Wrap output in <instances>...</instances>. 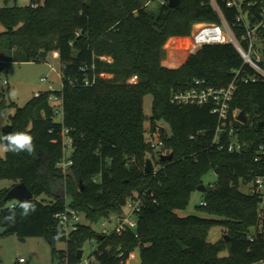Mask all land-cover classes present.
<instances>
[{
	"label": "trees",
	"instance_id": "obj_1",
	"mask_svg": "<svg viewBox=\"0 0 264 264\" xmlns=\"http://www.w3.org/2000/svg\"><path fill=\"white\" fill-rule=\"evenodd\" d=\"M147 1L29 0L25 7L0 8V73L10 61L38 62L53 50L61 65L60 89L39 91L23 106H15L0 128V135L27 132L35 144L31 155L5 151L0 157V179L10 180L11 186L24 183L33 194L25 202L35 205V211L24 216L21 203L4 199L11 186L1 189L0 236H42L53 244L63 239L54 215L69 207L86 221L66 239L65 252L74 263L80 260L82 244L94 239L92 264H125L136 247L137 264H256L264 260V214L257 211L259 198L238 187L264 175V153L259 151L264 147V80L238 82L231 101L230 108L247 117L246 124L235 123L238 140L247 146L240 153L228 152L224 136L219 149L212 143L217 119L210 107L174 105L170 92L189 87L194 79L223 86L233 79V70H252L227 43L201 45L179 66H164L168 38L188 36L193 23L219 19L207 0H181L174 8L156 3L155 11L148 9ZM217 2L233 25L235 8ZM258 7L251 6L249 13L256 15ZM233 29L237 35L242 32ZM260 38L264 40V32ZM260 54L264 67V48ZM133 75L137 80L128 83ZM52 94L60 101L59 120L49 101ZM145 96L150 99L149 115L143 112ZM5 107L0 86V112ZM146 122L172 154L170 161L158 159L152 172L144 171L150 157ZM62 128L69 130L73 146L65 173L55 166L62 158ZM210 171L216 181L205 186V205L197 208L215 218L179 216L176 211L188 206ZM56 186L62 194L54 193ZM142 193L135 230L99 239L92 225L120 214L128 197ZM41 195L50 200H39ZM12 212L14 222L7 221ZM214 225L227 229L226 241H207Z\"/></svg>",
	"mask_w": 264,
	"mask_h": 264
},
{
	"label": "built area",
	"instance_id": "obj_2",
	"mask_svg": "<svg viewBox=\"0 0 264 264\" xmlns=\"http://www.w3.org/2000/svg\"><path fill=\"white\" fill-rule=\"evenodd\" d=\"M151 2L163 5L167 0H148L146 5ZM207 2L217 14L219 21L215 23H200L189 36L187 43L188 50L193 51L204 44H231L239 54L243 63L252 70V73L248 74L239 69L233 70V79L228 84L219 87L208 85L201 79H194L192 84L185 89L171 90L169 101L177 106H209V112L217 119L212 143L218 146L219 149L223 148V144H220V139L225 136L228 140L226 150L228 152L240 153L245 146H247V143L238 140L237 133L240 128L236 127L235 123H242L237 120L239 111L237 109L232 110L230 106L238 82L247 83L255 82L256 80H264V67L260 65L261 54L259 45L261 34L264 32V0H256L253 2L248 0H224V4L227 8H235L236 10L233 25L227 22L217 0H207ZM257 3L259 7L256 15L250 14V7ZM244 4L246 6L245 10L242 8ZM233 27L242 28L241 34L237 35ZM136 80V75H133L127 82L134 83ZM41 81H44V78H41ZM4 83H6V81H4ZM38 93L39 92H36L34 96H38ZM49 101L53 105L55 117L56 115L61 116V105L58 97L52 94L49 96ZM246 122L244 124H246ZM144 130V141L150 149L149 158L151 162L155 156L159 159L160 155L168 154L163 141L160 139L159 132L157 130L150 131L148 125L146 128L144 127ZM68 133V129L62 128V158L56 162L55 165L62 173H65L72 164L69 157L73 151V146L71 137ZM259 151L264 153V147L259 146ZM254 159L257 160L258 157L256 156ZM154 169L155 167L153 166V170ZM246 185L249 187L245 193L255 195L259 198L257 211L259 215L264 214V175L253 177ZM144 195L145 193L140 195L134 194L128 197L123 212L103 220V222H113V228L107 230L103 226L104 224H102L103 228L99 235L104 237L112 232L119 234L126 230H135L137 226V214L142 206ZM199 205L204 206L205 202L201 200ZM54 218L58 224L59 236L65 238H67L71 232L75 231L78 225L82 223L81 215L76 210L69 207H65L61 212L56 213ZM249 239L251 240V237H249ZM90 242H95V240L91 239ZM118 255L121 256V253ZM23 262L24 260L22 258L18 259V263ZM84 263L92 264L93 259L90 258L88 262L84 261ZM256 264H264V260H259Z\"/></svg>",
	"mask_w": 264,
	"mask_h": 264
},
{
	"label": "rangeland",
	"instance_id": "obj_3",
	"mask_svg": "<svg viewBox=\"0 0 264 264\" xmlns=\"http://www.w3.org/2000/svg\"><path fill=\"white\" fill-rule=\"evenodd\" d=\"M29 0H0V8L2 7H25L28 5ZM149 10L155 11L157 9V4L151 2L148 5ZM201 23V22H200ZM193 23L191 25V30L188 36H181L175 38L176 42H169L170 37L164 44V50L162 52V64L164 66L174 68L179 66L185 59V56L190 52L187 48V43L191 32L200 24ZM0 27V32H1ZM260 48H264V40L260 38L259 40ZM60 61L58 57V52L56 50L50 51L46 54L44 60L38 62H13L10 61L5 65V70L0 73V86L4 91V101L6 107L1 111L4 118V122L1 128L6 125V119L8 115L13 114L15 106H23L29 99H31L36 92L39 91H57L60 89ZM44 78V81H41ZM6 81V83H4ZM13 103L14 106H9ZM143 112L145 115L150 113V99L148 96L143 98ZM246 117V115H245ZM60 116L56 115L55 119L59 120ZM247 119V117H246ZM147 122L144 127H147ZM4 148L0 146V157L4 156ZM152 164L155 169L159 166V160L155 156L152 159ZM216 181V174L214 171L208 172L203 178L202 182L204 186L213 185ZM12 182L6 179H0V190L4 188H9ZM249 186L246 184H239V191L245 193ZM55 194H62V189L60 186H56L54 189ZM201 193L199 191H194L189 198L188 206L184 210H178L176 213L179 216L186 215H198L206 218H215L213 216L206 215L203 211L197 208L201 202ZM39 200L43 202H48L49 197L41 195L38 197ZM81 222L86 223V221L81 216ZM107 230L113 228V222L103 220L92 225L93 230L96 233H100L103 226ZM2 228L0 227V233ZM223 235H227V229L221 225H214L210 227L207 235V241L216 242L223 238ZM62 240H55L53 244L48 243V241L42 237H28L24 240H20L15 234H7L5 236H0V264H85L84 261L90 259L91 252L96 247V242H84L81 247V257L79 262H71L70 252L66 251L67 241L65 237ZM53 248V249H51ZM64 252L62 255L61 252ZM222 254H226L224 251ZM73 255V253H72ZM22 258L23 263H18V259ZM140 261L139 249L134 248L127 259L125 264H137Z\"/></svg>",
	"mask_w": 264,
	"mask_h": 264
},
{
	"label": "water",
	"instance_id": "obj_4",
	"mask_svg": "<svg viewBox=\"0 0 264 264\" xmlns=\"http://www.w3.org/2000/svg\"><path fill=\"white\" fill-rule=\"evenodd\" d=\"M14 3L16 0H13ZM181 0H167V6L170 8H174L180 5ZM237 120L240 121L242 124H244L246 122V117L243 111H239L238 115H237ZM4 122V118L0 112V128L2 127ZM172 159V154L168 153V154H162L159 156V160L160 161H170ZM144 171L145 172H152L153 171V164L150 160V158H146L145 159V167H144ZM197 191H199L200 193L205 191V186L203 184H200L199 186H197ZM33 197V194L31 193V191L26 187V185L22 182H19L17 184H14L13 186H11L5 193L4 195V199L5 200H9V201H14L16 203H23L29 199H31ZM69 201V200H68ZM99 239H102L103 236L99 235L98 236ZM224 240H227V235H223ZM20 240H24V238H21ZM53 249V248H51ZM81 256V251L79 250L77 252V258H80Z\"/></svg>",
	"mask_w": 264,
	"mask_h": 264
},
{
	"label": "clouds",
	"instance_id": "obj_5",
	"mask_svg": "<svg viewBox=\"0 0 264 264\" xmlns=\"http://www.w3.org/2000/svg\"><path fill=\"white\" fill-rule=\"evenodd\" d=\"M0 146H3L4 151H10L13 153L26 152L33 154L35 151L34 137L24 131H17L0 135ZM22 209V215L27 216L30 212L35 211V205L31 202H23L19 205ZM15 212H12L9 216H6L7 221L14 222Z\"/></svg>",
	"mask_w": 264,
	"mask_h": 264
},
{
	"label": "crops",
	"instance_id": "obj_6",
	"mask_svg": "<svg viewBox=\"0 0 264 264\" xmlns=\"http://www.w3.org/2000/svg\"><path fill=\"white\" fill-rule=\"evenodd\" d=\"M174 38H177V37H174ZM170 41L172 42V41H173V39H170V40H169V42H170ZM171 42H170V43H171ZM173 42H176V41L174 40Z\"/></svg>",
	"mask_w": 264,
	"mask_h": 264
}]
</instances>
